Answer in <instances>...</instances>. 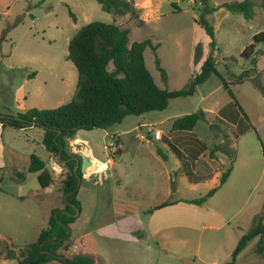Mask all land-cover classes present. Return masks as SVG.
<instances>
[{
	"label": "rangeland",
	"instance_id": "rangeland-1",
	"mask_svg": "<svg viewBox=\"0 0 264 264\" xmlns=\"http://www.w3.org/2000/svg\"><path fill=\"white\" fill-rule=\"evenodd\" d=\"M227 1L231 0H134L139 13L135 19L129 12L107 13L95 0H0V114L16 116L70 102L77 93L79 75L68 59L69 42L92 22L127 28L130 46L151 39L158 48L144 52L147 68L160 88L181 90L191 83L209 53V37L197 20L205 8H218ZM254 1L252 20L225 8L208 17L216 31L217 68L231 84L250 129L236 139L237 126L218 119V111L231 97L220 78L212 75L193 96L171 100L162 112L128 116L110 131H81L88 137L94 160L105 166L81 184L79 195L93 218L81 232L83 240L69 244L64 253L92 255L95 264H193V260L224 264L232 260L240 238L264 205V94L250 79L238 78L250 70V76L264 86V43L256 46L255 65L242 57L254 35L264 32V0ZM198 44L202 57L196 63ZM157 60L167 73L166 81ZM200 109L207 112V121H200L194 131H171L178 118ZM147 123L162 132L160 141L170 148L153 142L146 128L139 129ZM113 132L122 139L121 155L106 153ZM139 135L146 140L138 139ZM226 135L230 137L228 148L236 151L227 183L205 204H189L219 185L231 166L224 152L211 155V149L225 145ZM189 137L208 145L197 159L191 158ZM77 143L76 137L70 138L67 148ZM172 146L182 151L188 168L181 161L179 166ZM159 148L168 160L158 154ZM83 150L88 154L86 147ZM33 154L48 161L56 187H61L68 169L58 159L50 164L37 131L10 127L0 131V264H19L8 253L18 255L47 228L51 209L64 207L63 193L45 194L39 187V173L24 171ZM89 167L87 172L96 173L93 164ZM188 171L194 178L207 180L191 183ZM20 172L26 175L23 182L17 176ZM105 220L118 229V222H135L141 228L140 236L131 241L105 235L101 225ZM256 242L249 244L236 264H264V258L253 252Z\"/></svg>",
	"mask_w": 264,
	"mask_h": 264
},
{
	"label": "trees",
	"instance_id": "trees-1",
	"mask_svg": "<svg viewBox=\"0 0 264 264\" xmlns=\"http://www.w3.org/2000/svg\"><path fill=\"white\" fill-rule=\"evenodd\" d=\"M95 1L107 13L129 12L133 18L139 19L134 0ZM255 6L254 0H231L221 4L218 8H205L197 22L209 37V53L204 59L200 71L193 76L191 83L181 90L160 88L147 68L144 52L147 48L154 51L158 48V45H155L151 39L135 42L130 46L127 28L118 24L102 22H92L75 34L68 46V59L74 64L79 75L75 97L55 109L34 108L16 116L0 114V123L3 128L10 127L17 130L30 127L42 128L44 130L42 143L45 149L52 158L58 159L68 169L60 189L63 193L64 207L53 210L47 228L41 230L37 239L26 245L18 255L14 251H10L9 258H17L19 264H94L95 258L92 255L81 253L67 255L64 253L66 245L74 244L72 234L65 238L68 234V227L71 229L76 227L83 211V203L79 198L80 189L74 192L78 186L79 177L82 178V182L84 181L83 161L80 156L70 153L67 148L68 140L79 132L109 131L122 123L128 116H143L150 112H162L168 108L171 100L193 96L198 87L212 75L220 78L231 97V102L218 111V119L224 124L237 126L236 139L250 129V125L245 122L247 117L243 115L236 94L231 89V84L225 80L217 68V60L214 55L218 48L216 31L208 17L219 8H225L230 13L241 14L246 20H252L256 16ZM261 6L264 9V1ZM253 40L254 42L243 51L242 57L252 59L251 62L255 65L257 63L254 56L256 46L259 43H264V32L255 34ZM201 57L202 48L198 44L195 48V62L198 63ZM157 65L166 81L167 73L161 67L159 60H157ZM238 78L241 81L250 79L264 94V86L250 76V70L243 71ZM200 121H207V112L202 109L178 118L173 124L172 131L191 133ZM189 138L188 149L191 151V158L197 159V155L205 147L207 150L208 145L196 137ZM226 139L225 145L211 149V155L216 151L224 152L230 157L231 166L222 174L219 185L212 188L206 195L188 202L189 204L197 206L205 204L228 181L233 170L236 151L235 149L230 151L228 148L230 137L226 135ZM172 147L176 157L183 163V167L188 168V163H184L182 151L175 146ZM157 151L164 160H168L160 148ZM120 152L121 150L118 151V153ZM72 157L79 159L78 166L75 159L70 160ZM28 172L39 173L38 181L42 189L55 183L54 176L47 168L46 162L35 154L30 157ZM18 176L25 178L24 173H19ZM187 176L191 183L207 180L204 177L194 178L195 175L189 171ZM67 194L69 196L65 199ZM164 206L167 204H163ZM77 210L80 212L79 216H75ZM56 213L58 214L55 215ZM256 239L253 252L264 258V205L251 229L240 238L232 254V260L224 264H236L249 244ZM45 242L46 244L42 246ZM59 255L65 256L67 263ZM192 262L193 264H203L197 263L196 260Z\"/></svg>",
	"mask_w": 264,
	"mask_h": 264
},
{
	"label": "crops",
	"instance_id": "crops-1",
	"mask_svg": "<svg viewBox=\"0 0 264 264\" xmlns=\"http://www.w3.org/2000/svg\"><path fill=\"white\" fill-rule=\"evenodd\" d=\"M215 55H217V53L215 52ZM25 111H28V110H25ZM24 111V112H25ZM23 113V112H22ZM167 120H170V118L168 119H159V121L157 122L158 124H162L164 122H166ZM152 126V124H142L139 126V129L141 130L142 128H146L147 129V132L149 130V128ZM8 128V127H7ZM173 128V127H172ZM6 128H3L2 124L0 123V131L4 130ZM138 129V128H137ZM22 131H25V132H33V131H37L38 132V136H39V139H40V143L43 145L42 141H43V137H44V130L42 128H37V127H30V128H26V129H22ZM110 131V130H109ZM172 131V130H171ZM114 135L112 137H118V141H119V144H120V150L121 152L120 153H117V155H121L123 150H122V145H123V142H122V139L121 137L113 132ZM148 134V133H147ZM76 141L78 142L76 144L77 147H74L69 146V149L68 151L72 154H76V155H81L82 156V164H83V175H84V180L85 181H89L93 176L99 174L103 168H104V164L103 162L101 161H96L94 160V156H93V150H92V147L90 145V142L88 140V137L83 135L82 133H78L76 136ZM142 137H145L144 135H139L138 139L140 140H146V139H143ZM153 140V142H160L161 144H164L166 145L168 148H170L169 144L167 142H162L160 140H154V139H151ZM44 146V145H43ZM83 147H86L87 149V152L88 154H85L84 150H83ZM77 148V150H76ZM32 156V155H31ZM28 157V162L26 163L25 165V168H24V171L25 172H28V167H29V164H30V157ZM167 156V155H166ZM176 156V155H175ZM49 157H50V164H55V158H52L49 154ZM92 159V160H91ZM178 159V158H177ZM43 160V159H42ZM179 160V159H178ZM44 161V160H43ZM46 162V161H45ZM110 162V161H109ZM94 165L95 166V169H96V173L92 172V171H89L88 172L85 170L89 167V165ZM46 165H47V168L49 169V164H48V161L46 162ZM179 166H180V160H179ZM87 167V168H86ZM90 168V167H89ZM50 170V169H49ZM51 171V170H50ZM25 172H20V173H24ZM18 176V175H17ZM39 176V175H38ZM54 176V175H53ZM25 178H26V175H25ZM25 178H22V177H19V181L20 182H23L25 180ZM55 179V177H54ZM39 182V181H38ZM227 183V182H226ZM197 184V183H196ZM225 185V184H224ZM39 187H40V184H39ZM41 188V187H40ZM42 189V188H41ZM60 189L61 187H56V180H55V183L53 185H51L50 187L46 188V189H42L45 191V194H61L60 192ZM79 198L81 199L82 203H83V211L81 213V219L80 221L77 223L76 227L72 228L71 231H72V241L74 242L75 244V241L77 239L79 240H83V238L81 237V232L85 229L86 225L90 224V221L91 219L93 218V215H92V212H89L84 208V202L82 200V198L80 197L79 195ZM60 208V206H54L51 211H50V214H49V217H48V224H49V219H50V215L52 214V211L55 210V209H58ZM62 209V208H60ZM119 223V229L114 225L113 223H111L110 221L108 220H105L101 225H102V228H103V233L105 235H108V236H113V237H117L118 239H129V240H134L136 237H139L140 236V231H141V228L138 227V225H136L137 223H133V222H129V221H124V222H118ZM73 244V245H74ZM76 253H79V251L73 253V254H76ZM72 254V255H73ZM95 262H96V259H95ZM95 264V263H94Z\"/></svg>",
	"mask_w": 264,
	"mask_h": 264
},
{
	"label": "built area",
	"instance_id": "built-area-1",
	"mask_svg": "<svg viewBox=\"0 0 264 264\" xmlns=\"http://www.w3.org/2000/svg\"><path fill=\"white\" fill-rule=\"evenodd\" d=\"M148 134L153 135L155 140H161L162 138V132L160 130L155 129L154 127L149 128ZM142 138L146 139L145 137ZM105 150L107 155H117L118 151L120 150V144L115 137H113V140L110 142V144L105 147Z\"/></svg>",
	"mask_w": 264,
	"mask_h": 264
},
{
	"label": "water",
	"instance_id": "water-1",
	"mask_svg": "<svg viewBox=\"0 0 264 264\" xmlns=\"http://www.w3.org/2000/svg\"><path fill=\"white\" fill-rule=\"evenodd\" d=\"M61 150L63 151V147H62ZM74 159L77 161V166H78L79 163H80V162H79V159H78L77 157H72L70 160H74ZM81 184H82V178L79 177V183H78V186H77V188H76V190H75L74 192H76V191H78V190L80 189ZM68 196H69V194H67V195L65 196V199H67ZM61 211H63V210H61ZM57 214H58V213H56L55 215H57ZM79 214H80V212H79V210H77V213H76L75 216H79ZM71 233H72L71 228L68 227V234H67V236H66L65 238L70 237V236H71ZM51 241H53V240H51ZM57 242H60V241H57ZM45 244H46V242L43 243L42 246H44ZM68 246H69V244L65 246L64 250H67V249H68ZM59 257L62 258V259H64L65 263H67V262H66V257H65V256L59 255Z\"/></svg>",
	"mask_w": 264,
	"mask_h": 264
}]
</instances>
